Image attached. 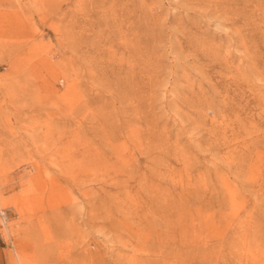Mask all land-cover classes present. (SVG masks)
I'll return each mask as SVG.
<instances>
[{
	"label": "rangeland",
	"instance_id": "rangeland-1",
	"mask_svg": "<svg viewBox=\"0 0 264 264\" xmlns=\"http://www.w3.org/2000/svg\"><path fill=\"white\" fill-rule=\"evenodd\" d=\"M17 244L264 264V0H0V264Z\"/></svg>",
	"mask_w": 264,
	"mask_h": 264
},
{
	"label": "bare ground",
	"instance_id": "bare-ground-1",
	"mask_svg": "<svg viewBox=\"0 0 264 264\" xmlns=\"http://www.w3.org/2000/svg\"><path fill=\"white\" fill-rule=\"evenodd\" d=\"M3 229L7 233L9 232L7 225ZM14 250H15L14 252H7V254H6L8 264H26V262L24 261V259L21 256L22 251H21L19 244H17V247Z\"/></svg>",
	"mask_w": 264,
	"mask_h": 264
},
{
	"label": "built area",
	"instance_id": "built-area-1",
	"mask_svg": "<svg viewBox=\"0 0 264 264\" xmlns=\"http://www.w3.org/2000/svg\"><path fill=\"white\" fill-rule=\"evenodd\" d=\"M3 215V219L6 221V219L8 218L7 214H5V212H2Z\"/></svg>",
	"mask_w": 264,
	"mask_h": 264
}]
</instances>
